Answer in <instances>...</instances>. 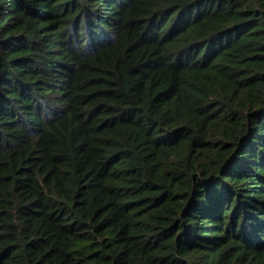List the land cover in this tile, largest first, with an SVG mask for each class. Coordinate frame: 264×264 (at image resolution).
Listing matches in <instances>:
<instances>
[{
    "label": "trees",
    "instance_id": "trees-1",
    "mask_svg": "<svg viewBox=\"0 0 264 264\" xmlns=\"http://www.w3.org/2000/svg\"><path fill=\"white\" fill-rule=\"evenodd\" d=\"M0 264H264V0H0Z\"/></svg>",
    "mask_w": 264,
    "mask_h": 264
}]
</instances>
